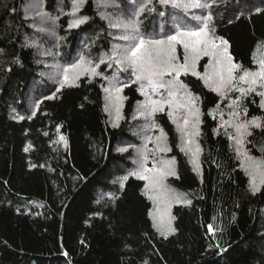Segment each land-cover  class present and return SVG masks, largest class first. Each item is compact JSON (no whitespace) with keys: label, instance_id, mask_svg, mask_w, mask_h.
<instances>
[{"label":"trees","instance_id":"obj_1","mask_svg":"<svg viewBox=\"0 0 264 264\" xmlns=\"http://www.w3.org/2000/svg\"><path fill=\"white\" fill-rule=\"evenodd\" d=\"M32 1L0 0V264H264V184L252 191L220 123L231 112L230 98L191 73L180 76L198 97L201 112L198 172L180 150L167 111L150 120L166 133L168 158L176 162V176L167 184L191 201L172 206L175 231L161 235L151 220L145 181L130 175L132 147L139 144L144 121L134 117L145 97L131 70L107 59L123 34L109 26L110 14L99 0H84L75 17V0H37L39 13L47 14L43 18L29 16ZM110 1L111 13L137 21L139 34L152 39L173 34L178 26H202L196 17L211 13L215 36L228 42L233 62L258 68L264 0H202L212 6L187 11L159 0ZM84 17L79 27H68ZM44 49L53 52L52 59ZM81 55L99 64L102 75H83L57 92L50 64L61 72ZM207 60L199 61L197 71L203 74ZM114 76L128 85L121 93L126 99L118 126L105 111L103 91ZM261 101L253 92L239 102L245 120L261 118V127L252 126L245 140L248 154L257 159H264ZM18 115L25 119L13 118ZM125 147L128 151H118Z\"/></svg>","mask_w":264,"mask_h":264},{"label":"snow or ice","instance_id":"obj_2","mask_svg":"<svg viewBox=\"0 0 264 264\" xmlns=\"http://www.w3.org/2000/svg\"><path fill=\"white\" fill-rule=\"evenodd\" d=\"M83 2L84 0H75L72 9L74 17ZM212 2L214 3L215 0ZM159 3L170 4L174 8H182L185 11L189 8L207 9L212 6L211 3L202 2V0H159ZM39 15L43 18L47 14L39 13ZM196 19H202V26L187 29L178 26L173 34L160 39L145 38L140 35L138 22L135 20H110V27L124 30L125 34L121 35L119 39L128 43L120 51H117V45H113L112 54L107 56V59L115 60V63L124 71L131 70V75L135 78L132 82L140 84L138 90L145 97V100L138 102V116L149 119L157 112L165 111V106H167L168 116L176 124L177 131L181 135L183 146L180 150L191 153L190 163L193 165V170L198 172L200 165L197 156L200 148L197 145L193 152L190 146L194 142L193 138L199 135L201 112L198 107V97H195L187 89V85L180 80L181 74L191 73L203 80L207 87L222 96L235 90L241 94V97L253 92L264 97V91L257 92V87L264 89V59L258 62L259 66L254 71L242 69L239 64L233 62V57L228 50V42L215 36V29L211 27L213 21L211 13L203 18L196 17ZM86 20V17L74 18L69 21L68 27H79ZM177 45H181L183 48V62H180V58L177 56ZM202 57L209 58L203 74L197 71V65ZM104 62L103 59L100 60V63ZM109 67H111L110 64ZM98 68L99 64H93L92 61L81 55L75 63L62 67L57 92L65 86L75 85L76 81L83 75L101 76L102 73L97 71ZM104 79L108 78L104 77ZM243 85H247V87ZM127 86V84H121L115 76L108 80L107 87L102 86L106 94L105 111H109V109L114 111L117 122L122 118L121 108L126 99L121 93ZM165 91L167 95H164ZM154 96L157 98H153ZM232 105L238 108V100H233ZM38 106L39 104H37ZM261 107H264V100L261 101ZM181 110L183 111L182 124L177 118V113ZM244 111L246 113L247 110ZM231 115L236 119L225 121L224 126L230 125L234 129V133L226 134H228L229 139L235 141L236 152L243 157L241 166L249 175L250 185L255 193L259 190V186L264 184V159H257L248 155L246 151H243V144L245 138L251 135L249 126L261 127V118L253 117L251 120L241 121L238 119L240 116L238 111H233ZM13 118L25 119L19 115ZM28 118L31 119V117ZM114 126H118V123H114ZM150 126L158 128L159 135L155 138L146 137L143 147L136 149L139 156L136 161L138 168L130 175H135L138 179L146 181L144 193L156 206L159 219L158 230L162 235H165L175 231L171 227L170 221L173 218L169 214L172 203H191V201L181 199L180 195L167 185V178L176 176L175 159L159 156L160 153L170 152L171 148L166 143L167 136L164 130L159 128V125H155L154 122ZM60 140L66 144L63 136L60 137ZM148 143H154V147L149 149ZM25 151H28V148H25ZM118 151L126 152L128 148H120ZM150 152L153 154L151 167L148 166ZM127 179V176L123 177L121 187H123V181ZM212 230V226L209 225V231Z\"/></svg>","mask_w":264,"mask_h":264},{"label":"rangeland","instance_id":"obj_3","mask_svg":"<svg viewBox=\"0 0 264 264\" xmlns=\"http://www.w3.org/2000/svg\"><path fill=\"white\" fill-rule=\"evenodd\" d=\"M100 2H101V5H102V9L104 10V12H105V10H107V12L110 14V15H108L109 17H108V20L110 21V20H112V21H115V20H118V19H123V20H125V21H127L128 19H131V18H124V17H122V16H116V15H114L115 14V12H113V13H111L112 11V8H111V1L110 0H99ZM40 4V2L39 1H37V0H33L30 4H29V11H30V14H29V16L32 18V17H40V15H39V7H38V5ZM145 6L146 5H144L143 7L145 8ZM146 8H149V10H151L152 9V7H150V5H147V7ZM72 9H73V7H72ZM72 9H71V13H72ZM43 25H45V24H43ZM44 27V26H43ZM42 27V28H43ZM116 29H118V30H120V32L122 33V34H125L124 33V30L123 29H121V28H116ZM56 39V38H55ZM48 41H51V40H48ZM48 41H44L43 43L45 44V46H46V44L48 43ZM127 43L128 42H126V41H123V40H120L119 39V37H117L116 38V40L114 41V45H117L118 47H117V51H120V49H122L124 46H126L127 45ZM219 43V42H218ZM46 47H51V45L50 46H46ZM45 48V47H44ZM112 49H113V46H112V48H111V50H110V52H109V55L111 56V54H112ZM44 50H47V51H45V55H46V57L47 58H51L52 59V54H53V52L52 51H49L48 49H44ZM177 56L180 58V62H183L182 61V57H183V48H182V46L181 45H177ZM203 58V57H202ZM201 58V59H202ZM209 59V58H208ZM261 59H264V48H260L259 50H258V55H257V65H258V62L261 60ZM112 61H114L115 62V60H112ZM208 61V60H207ZM55 62L53 61V63H51L50 64V66H49V68L51 67V66H53V67H51V72H50V76H49V78L51 79V81H53V80H57V81H59L60 79H61V75H60V72L59 71H57V70H55ZM207 64H208V62H207ZM259 66V65H258ZM57 71V72H56ZM204 73V72H203ZM244 87H247V85H243ZM259 91H264V89H261V88H259V87H257V92H259ZM222 96V95H221ZM223 97H226V98H230L229 99V104H228V107L230 108L229 110H231V112L230 113H228V116H226V117H223V115L221 114V113H219V115H218V118H219V120H221V118H222V120L220 121V123H221V125L225 128V129H227V131H228V133H234V129L229 125V126H224V122L225 121H232V120H234V119H236V118H234L232 115H231V113L233 112V111H238L239 113H240V116H239V120H241V121H243V120H245L244 118H243V116H242V114H241V112H240V108L238 107V108H236V107H234L233 105H232V101L233 100H238V103L240 102V98H241V94L238 92V91H235V90H233V91H230V92H228L226 95H223ZM261 97V96H260ZM261 100H264V97H261ZM137 108H138V105H137ZM137 108H136V112H135V117L136 118H140V119H142V120H144L143 121V123L142 124H140V133H139V140H138V142H139V144L136 146V147H132V150L134 151V159H133V162H134V166H133V172L134 171H136L137 170V168H138V165H137V163H136V161L138 160V158H139V156H138V153H137V151H136V149H139V148H142L143 147V145L145 144V142H146V140H145V138L146 137H148V136H152L153 138H155L156 136H158L159 135V129L158 128H155V127H151L150 125L152 124V121H150L151 119H152V117L151 118H149V119H145L144 117H140V116H138L137 115ZM165 110L167 111V114H168V108H167V106H165ZM108 113H109V115H110V117L114 120V122L115 123H117V121L115 120V113H114V111H112L111 109H109V111H108ZM158 113V112H157ZM182 116H183V111L181 110L179 113H177V118L179 119V121H180V123L182 124ZM247 120V119H246ZM172 121V120H171ZM155 125H157V124H155ZM176 125V124H175ZM177 127V126H176ZM252 126L250 125L249 126V130H250V128H251ZM179 135H180V133H179ZM245 140H246V138H245ZM193 144L190 146L191 147V149H192V151L194 152L195 150H196V146L198 145V142H197V136H195L194 138H193ZM231 141H232V143L235 145V147H236V144H235V141L234 140H232L231 139ZM183 145H182V142H181V135H180V148L182 147ZM147 147L149 148V149H152L153 147H154V143H148V145H147ZM125 148H128V147H125ZM243 151H246L247 152V150H246V148H245V141H244V144H243ZM187 156H188V158H189V161L191 160V158H192V156H191V153L190 152H186V151H183ZM248 153V152H247ZM249 155V154H248ZM159 156L160 157H163V158H166V159H169L168 158V155H167V152L166 153H160L159 154ZM241 157V159H243V157L242 156H240ZM152 158H153V154L150 152L149 153V160H148V166L149 167H151L152 166ZM197 158H198V156H197ZM192 164V163H191ZM174 168H175V172H176V162H175V165H174ZM169 178V177H168ZM168 178H167V180H166V183H167V181H168ZM145 183H146V181H145ZM168 185V184H167ZM171 188V187H170ZM172 189V188H171ZM175 191V190H174ZM175 193H177V194H179L178 192H176L175 191ZM180 195V194H179ZM148 197V196H147ZM180 197H181V199H183V200H186L182 195H180ZM150 200V199H149ZM150 202H151V204H152V209H151V213H150V216H151V220H152V223H153V226H154V228L161 234V232L158 230V227H159V219H158V213H157V211H156V206L154 205V203H153V201L152 200H150ZM174 204H176V203H172V205H171V207H170V209H169V214H170V216L172 217V215H171V209H172V206L174 205ZM154 217H157V219H154ZM173 218V217H172ZM170 223H171V227L173 228V219H171V221H170ZM174 229V228H173ZM173 231H171V232H168V233H166L165 234V236L166 235H169V234H171ZM162 235V234H161Z\"/></svg>","mask_w":264,"mask_h":264}]
</instances>
